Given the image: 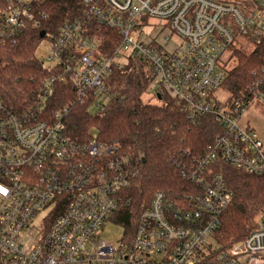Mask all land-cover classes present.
Wrapping results in <instances>:
<instances>
[{"label":"built area","instance_id":"obj_1","mask_svg":"<svg viewBox=\"0 0 264 264\" xmlns=\"http://www.w3.org/2000/svg\"><path fill=\"white\" fill-rule=\"evenodd\" d=\"M8 2L1 41L16 44L28 26L42 30L48 0ZM75 5L58 28L42 30L48 76L34 101L21 107L0 94V264H264V215L243 241L228 248L219 241L233 189L217 167L222 161L264 177V142L242 124L251 104L264 103V67L242 98L216 99L228 74L224 52L238 36L264 38V0ZM152 26L159 33L145 36ZM104 28L118 36L112 51L102 46ZM130 57L152 70L151 99L167 93L191 125L211 118L220 129L200 157L181 151L172 159L181 188L158 190L139 206L133 189L143 151L102 140L96 130L76 137L67 126L77 108L94 116L110 109L113 68ZM58 85L66 101L54 105ZM110 223L124 230L116 242L102 237Z\"/></svg>","mask_w":264,"mask_h":264},{"label":"trees","instance_id":"obj_2","mask_svg":"<svg viewBox=\"0 0 264 264\" xmlns=\"http://www.w3.org/2000/svg\"><path fill=\"white\" fill-rule=\"evenodd\" d=\"M77 0H48L44 10L48 20H42V30H54L68 19ZM9 6L8 0H0V14ZM41 29L28 26L21 39L13 44L0 40V94L8 103L28 106L34 101L42 80L48 76V70L37 56L42 42ZM102 46L112 51L119 42L116 32L104 28L101 31ZM255 49L247 52L235 48L236 67L226 76L223 88L231 96L242 98L255 76L264 67V38L254 42ZM152 81V70L138 57L122 62L114 67L110 76V85L115 92V100L110 109L101 115H91L89 110L80 107L69 118L68 131L73 136L88 135L98 131L102 140H119L124 146L140 148L145 162L134 187V200L137 206L149 200L158 190L181 188L180 177L172 164L181 151L200 157L206 147L212 144L220 131L211 118L191 125L186 111L178 101L168 94L160 93L157 103L144 100ZM65 86H57V99L54 105H60ZM158 91V90H157ZM264 104V103H263ZM218 170L233 189V198L223 217L221 237L223 248L231 247L243 241L248 234L259 226V218L264 214V177L246 174L222 161ZM130 214L122 221L131 225Z\"/></svg>","mask_w":264,"mask_h":264},{"label":"rangeland","instance_id":"obj_3","mask_svg":"<svg viewBox=\"0 0 264 264\" xmlns=\"http://www.w3.org/2000/svg\"><path fill=\"white\" fill-rule=\"evenodd\" d=\"M160 23V20L153 19L152 24L156 25ZM137 37H141L142 31L137 32ZM159 33V28L152 26L150 29L145 30V36H151L154 34ZM163 36L162 32L160 37ZM49 43L46 40H43L41 44L38 47L37 50V56L40 58V60H44V57L46 56V53L48 51ZM235 48L244 49L247 52H252L255 49V44L252 42H248V40L244 36H238L236 40L234 41V45L227 49L224 54L222 55L220 65L226 67L228 71L234 69L236 67L237 61L234 56V50ZM167 94V93H166ZM231 94L228 92V90L221 88L216 93V99L219 103L225 102L226 99L230 98ZM151 102L157 103V98H152L147 95V93L144 96V100H149ZM242 124L245 127H248L254 131H257L261 137V139L264 142V104L261 101H256L253 104L250 105L246 115L244 116L242 120ZM98 132V131H97ZM264 215V214H263ZM263 215L258 219L259 222L262 219ZM124 234V230L119 227L118 225L114 223H110L102 237L108 241L116 242L117 240H120L121 236Z\"/></svg>","mask_w":264,"mask_h":264},{"label":"water","instance_id":"obj_4","mask_svg":"<svg viewBox=\"0 0 264 264\" xmlns=\"http://www.w3.org/2000/svg\"><path fill=\"white\" fill-rule=\"evenodd\" d=\"M45 37V31H42L41 32V38H44ZM158 98H160V95H158Z\"/></svg>","mask_w":264,"mask_h":264}]
</instances>
